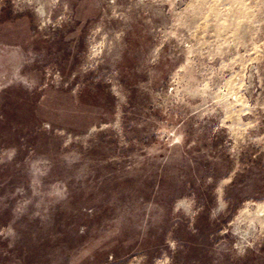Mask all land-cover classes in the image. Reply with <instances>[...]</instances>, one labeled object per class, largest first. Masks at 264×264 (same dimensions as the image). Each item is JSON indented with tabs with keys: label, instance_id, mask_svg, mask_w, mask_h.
I'll return each instance as SVG.
<instances>
[{
	"label": "rangeland",
	"instance_id": "rangeland-1",
	"mask_svg": "<svg viewBox=\"0 0 264 264\" xmlns=\"http://www.w3.org/2000/svg\"><path fill=\"white\" fill-rule=\"evenodd\" d=\"M0 264H264V0H0Z\"/></svg>",
	"mask_w": 264,
	"mask_h": 264
}]
</instances>
